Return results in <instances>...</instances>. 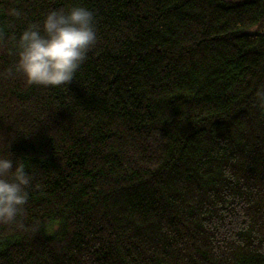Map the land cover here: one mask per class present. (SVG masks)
<instances>
[{
	"label": "trees",
	"instance_id": "obj_1",
	"mask_svg": "<svg viewBox=\"0 0 264 264\" xmlns=\"http://www.w3.org/2000/svg\"><path fill=\"white\" fill-rule=\"evenodd\" d=\"M72 6L95 45L27 85L18 36ZM0 154L32 176L0 264H264V0H0Z\"/></svg>",
	"mask_w": 264,
	"mask_h": 264
},
{
	"label": "clouds",
	"instance_id": "obj_2",
	"mask_svg": "<svg viewBox=\"0 0 264 264\" xmlns=\"http://www.w3.org/2000/svg\"><path fill=\"white\" fill-rule=\"evenodd\" d=\"M96 41L94 14L86 7L49 10L42 23L30 24L18 36L14 71L29 86L69 84ZM31 184L32 176L23 163L0 154V224L17 221Z\"/></svg>",
	"mask_w": 264,
	"mask_h": 264
}]
</instances>
